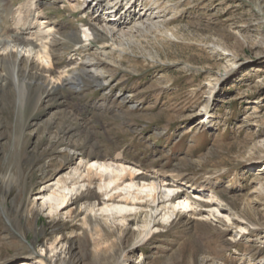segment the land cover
I'll list each match as a JSON object with an SVG mask.
<instances>
[{
	"label": "rangeland",
	"instance_id": "obj_1",
	"mask_svg": "<svg viewBox=\"0 0 264 264\" xmlns=\"http://www.w3.org/2000/svg\"><path fill=\"white\" fill-rule=\"evenodd\" d=\"M5 1L17 14L27 0L0 9ZM37 1L58 34L80 33L92 14ZM113 1L128 22L143 12L160 29H125L80 55L54 47L66 71L84 56L103 61L107 83L79 72L80 91L62 87L37 104L32 92L0 91V264H264V0ZM76 147L169 182L150 235L138 207L85 211L87 188L104 198L94 174L64 208L55 187L40 192L78 166ZM181 193L199 202L173 209L183 195L165 197Z\"/></svg>",
	"mask_w": 264,
	"mask_h": 264
},
{
	"label": "bare ground",
	"instance_id": "obj_2",
	"mask_svg": "<svg viewBox=\"0 0 264 264\" xmlns=\"http://www.w3.org/2000/svg\"><path fill=\"white\" fill-rule=\"evenodd\" d=\"M36 1L27 0L21 5V9L17 11V14L11 9L9 1H5L0 9L4 14L0 13V25H3L0 26V91L4 92L6 90L11 95L18 94L20 90L32 92V94H36L34 96L35 104L42 99L49 98L53 93L61 90L60 88L62 87L67 88V86H70L74 87V90L80 91L82 86L80 84L83 83V80L79 77V72L88 74V78L93 80L96 86L107 83L103 77L104 73L99 68L103 61H95L89 56L87 58L84 56L82 69L71 67L68 71L64 70L59 57H57L58 55L54 54L57 51L55 50L56 45L59 46V49H65L64 42H68L76 47L75 49L67 47V49L80 55L86 52V46L90 45L91 42H98L103 38H106L104 39L106 42H108L107 39H111L113 42L114 39L124 35L125 29L128 32H148L160 29L161 23L155 17L146 15L143 12H137L133 19L128 22L129 20L126 17L125 19L122 17L121 14L123 13L115 11L118 4L116 1H87L89 6L87 4L88 7L86 6L87 8L83 9L84 2L68 0L73 13L88 14V12L92 11V14L87 16L80 33L58 34L57 30L55 32L53 23L45 15H40L38 12V1ZM106 1L108 2L104 4ZM129 3L127 2L126 6ZM113 9H115V12L112 11ZM155 13H158V11ZM166 37H173V34L169 32ZM101 55H106V52L102 51ZM8 93L6 92L5 94ZM14 101L15 103L18 102L13 99ZM1 126L2 124L0 123ZM1 139L2 135H0ZM69 151L73 153L71 160H79L78 166L73 169L72 173H69L68 178L59 177L54 183L44 187L40 192L48 191L51 186L55 187L53 193L57 199L59 198L60 208H64L68 202L73 200V196H75V200L77 199L75 190L78 191V189L84 187V185H79L82 182L81 180L90 174H94V177L97 176L100 181L105 182L103 186L98 185V189L102 190L101 193L104 198L100 199L98 193H91L87 188V194L81 196L84 200L85 211L91 213L99 204L107 206V203L119 200L126 207H130L127 211L134 212V216L138 215V209L139 213L142 212L144 214L147 224L143 236L146 238L149 234V229H151L150 225L154 223L157 208L161 204L159 200L164 195V190H167L166 192L172 191L169 182L155 175L150 177L140 176L136 174L134 168L120 163L110 161L98 163L91 160L93 157L91 153L79 150L78 147L69 148ZM91 179L90 177L88 185L91 184ZM126 180H129V186L127 185L128 188L122 189L120 185ZM69 184L73 187L70 188L69 186L71 185ZM133 187L135 189L131 190ZM123 191L125 194H122ZM182 195V193L167 195L165 198L169 197L168 201H173L174 199H179V196ZM183 198L178 204L173 205V209L178 206L181 209H192L193 205H197L199 202L197 199H192L186 195H183ZM211 203V198H207L203 202L206 207H209ZM135 207H138V209L135 210ZM144 208H148V210L144 211ZM105 215L108 216L109 213L106 211ZM43 254L44 252L41 250L38 256L42 257ZM57 256L55 255V257Z\"/></svg>",
	"mask_w": 264,
	"mask_h": 264
}]
</instances>
